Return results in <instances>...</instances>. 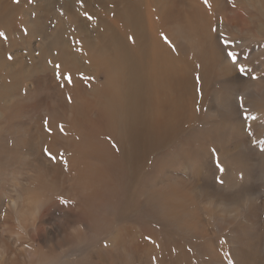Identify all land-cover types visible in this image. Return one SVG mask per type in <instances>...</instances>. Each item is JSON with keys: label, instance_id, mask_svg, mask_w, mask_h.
Wrapping results in <instances>:
<instances>
[{"label": "bare ground", "instance_id": "obj_1", "mask_svg": "<svg viewBox=\"0 0 264 264\" xmlns=\"http://www.w3.org/2000/svg\"><path fill=\"white\" fill-rule=\"evenodd\" d=\"M24 1L0 0V264H90L92 233L102 236L114 217L136 222L142 203L163 243L143 223L124 230L120 247L142 248L149 264H159L154 253L195 264L186 244L202 241L210 264L225 246L220 235L254 238L256 222L260 235L232 257L264 264V155L247 138L264 115V0H60L70 24L51 30L46 17L43 30L42 9L37 41L17 37L31 22ZM46 88L62 95L48 99ZM41 110L51 120L25 121ZM204 203L238 228L211 221Z\"/></svg>", "mask_w": 264, "mask_h": 264}, {"label": "rangeland", "instance_id": "obj_2", "mask_svg": "<svg viewBox=\"0 0 264 264\" xmlns=\"http://www.w3.org/2000/svg\"><path fill=\"white\" fill-rule=\"evenodd\" d=\"M34 1H35V4H34ZM46 1L47 0H28V1H24V8H25V10H26V12H25V15L26 16H28V18H29V20L27 19V17H26V19L30 22L29 24H27V25H25V27L24 28H28V31L27 32H25V34H21V35H19V36H17V35H15V33H13L11 36H12V38L14 39V40H17V38L15 39V37L17 36L18 37V40H23V38L26 40H28V39H31V40H33V41H37L36 39H40V35H39V33L41 32V27H40V25H38V23L37 22H43V21H41V20H36V17H38V15H41V13H39L38 14V12H41V10L43 11L42 12V15L41 16H43V17H45V22H44V25H43V30H45V31H47L48 29H46V25H45V23H47L46 22V17L47 18H49V20H47L48 21V24L49 25H51V26H53V27H51V30H54L55 28L54 27H56L57 25H58V23L60 22V21H63L64 19H65V21L63 22V24H64V27L65 28H67V25L68 24H70V21L68 20V18H67V14L65 13L66 12V9L64 8V7H62V3H61V1L60 0H57V1H55V6H51V8H50V12H48V9L46 8V7H44L45 6V3H46ZM37 2H38V4L40 5H38L37 6ZM32 5H35V6H33L32 7ZM61 5V6H60ZM29 6V7H28ZM31 7V8H30ZM38 9H37V8ZM41 7V8H40ZM43 7V8H42ZM62 7V8H61ZM36 8V9H35ZM40 10V11H39ZM37 13H36V12ZM77 11H79L78 9H77ZM29 12V13H28ZM44 13V14H43ZM48 13V14H47ZM83 13H85V12H83ZM83 13H80V11H79V15L80 14H83ZM45 14L47 15V16H45ZM49 15V16H48ZM13 16V14H11V17ZM30 16H31V18H30ZM51 18V19H50ZM15 20H16V22L15 23H17L16 25H14V26H18V27H22L20 24L22 23V21L24 20V16L22 17V19L20 20V24H19V19H18V14L16 13L15 14ZM51 20H52V23H51ZM56 20V21H55ZM55 21V22H54ZM34 23V24H33ZM35 25H38V26H36L35 27ZM14 26H12L11 25V27H14ZM44 26H45V28H44ZM47 27H49V26H47ZM23 28V29H24ZM0 30H1V28H0ZM35 30H37V31H35ZM70 30V29H69ZM49 31V30H48ZM32 32V35L31 34H29V33H31ZM33 32H35V33H33ZM37 33V35H38V37H36V34ZM41 34V33H40ZM24 35H25V37H24ZM28 35H31V36H29L28 37ZM33 36L35 37L34 39H33ZM32 37V38H31ZM219 88V91H223V90H221L222 88L221 87H218ZM46 90H50V89H48V88H46ZM225 90V89H224ZM48 93H49V95H48ZM47 93V95L48 96H50V98H48V99H55L58 95H62V93H60V94H55L54 93V91L53 90H50L49 92ZM47 96V97H48ZM33 100V98L32 99H30V102ZM63 104H66L65 102H62V105ZM50 106H53L54 105V103L51 101L50 102V104H49ZM42 111V112H41ZM41 111H38V113H40V114H38L37 113V111H36V113L35 114H37L35 117H34V112H31L30 114H29V116L31 115L32 116V118H31V116H30V119H29V117L27 116L25 119V121L27 122V120H28V123L30 122V120H35V122H38L39 120H43L44 122H48L49 120H51V119H47L48 117L49 118H52V116H50V114L49 113H47L48 111H46L45 110V112L43 113V111L44 110H41ZM45 114V113H47V114H49V116L47 117H45V116H43L42 117V115L43 114ZM51 113V112H50ZM34 114V115H33ZM42 114V115H41ZM46 114V115H47ZM41 115V116H40ZM260 116V114L258 115V117L256 118V120L253 122V121H250L249 122V124H248V132L250 133L249 135H247V138H248V140H250L251 141V148L253 149V150H257L256 152H257V154L258 155H264V151H262V149L264 148V115H263V118L262 117H259ZM42 117V118H41ZM39 118H41V119H39ZM38 120V121H37ZM45 120H47V121H45ZM260 127V128H259ZM250 128V129H249ZM259 128V130L258 131H256L257 129ZM263 129V130H262ZM256 131V132H255ZM260 133H261V135H260ZM252 134V135H251ZM256 134V135H255ZM258 135V136H257ZM260 135V136H259ZM254 138V139H253ZM249 144V143H248ZM254 144H255V146H254ZM258 146V147H257ZM248 147H249V145H248ZM248 147L245 149V150H247L248 149ZM252 149H251V151L250 152H252ZM260 149V150H259ZM182 152H183V147H182V145L181 146H179L178 148H176L174 151H173V153H174V155L175 154H177V155H175V156H173L172 157V169H173V171H175L177 174H181L182 172H183V168H182V165L181 164H183V162H181V157L180 156H182ZM260 152H261V154H260ZM176 158V159H175ZM177 158H179L178 160H177ZM175 160H177V161H175ZM198 160H200L199 158H197L196 159V161H195V163L196 164H198L199 163V161ZM175 161V162H174ZM198 162V163H197ZM179 165H178V164ZM176 165H178V166H176ZM178 172H177V171ZM161 171V172H160ZM160 173V174H159ZM206 173H207V171H206ZM158 174H159V177H158ZM165 171L164 170H162V169H159V168H157L156 170H155V172H152V176H154V178L156 177V179L157 178H159V179H157V181H159V180H161V179H164L165 178ZM239 175V176H238ZM237 176L240 178V180L239 181H236L233 185H237V184H240V183H242L243 182V179H242V177L243 176H246V174H243V172L241 173V174H238ZM264 173H262L261 174V176H260V182H259V186L261 187V190H262V192H264ZM264 194V193H263ZM146 203H142L141 204V207H140V210H138V213H137V215H136V217H135V219H137V221L136 222H132V221H125V222H123V223H119L116 219H115V217L111 220V221H113V226H112V224H108V222L106 223V225L104 224V226L102 227V230H104L103 231V234H102V236H99V235H97V233L96 232H94V233H92L93 235H95V236H93L92 237V235H91V243H92V255H91V257H90V260H89V263L90 264H149V259L147 258V257H145L144 256V254H142V248H140V249H136V247L135 246H131L130 247V249H128V248H125V247H120V241L122 240V239H125V235H126V233H125V229L126 228H132V229H136L137 228V226L139 227V225L140 224H143V223H145V224H150V226H151V228L153 229V231H154V234H155V236H156V238H158L159 239V241L161 242V245H162V243H163V237H164V231H163V228L161 227V225L159 224V222H158V220H157V218H154V217H152V216H148V214L151 212L152 213V215H155L154 214V212H153V209H152V207L151 206H149L148 204H146ZM205 204V203H204ZM205 209L204 210H201V211H203V213L211 220V221H217L221 226H224V227H227L229 230H231V229H237L238 227H237V223L236 224H234V222L232 221L231 222V219L229 220L228 218H227V215L226 214H224V212H223V214H224V216H223V214H222V211L218 208H213L212 206H210V205H206L205 204ZM209 208V209H208ZM217 209V210H216ZM141 212V213H140ZM222 214V215H221ZM221 215V216H220ZM140 216V217H139ZM146 216V217H145ZM222 220V221H221ZM258 225V226H257ZM121 226V227H120ZM108 227V228H107ZM123 227V228H122ZM257 228V229H256ZM123 231H122V230ZM175 228H173V227H170L169 229H168V231H169V233L170 234H172L173 233V230H174ZM258 229H260V223L259 222H256V223H254V224H252V230L254 231L255 230V233L253 234V236H254V238H252V236L250 237V236H246L245 237V235L244 236H241V235H237V234H232V239L230 238V236L228 235V237H223V236H219L218 237V241H219V246H220V244H223V245H225L224 247H222V246H220V247H222L221 248V250L219 251V254L218 255H220V257H218L217 258V260L216 261H211V263L210 264H238V262H236L235 260H234V258L232 257V253L233 252H235V253H237L238 254V252L241 250V249H245V248H248V245H247V243L249 242V243H251L252 244V242L254 241V240H256V238L260 235V233L258 234L257 232V230ZM109 230V231H108ZM176 230V229H175ZM120 231V232H119ZM119 232V233H118ZM106 233V234H105ZM118 234H120L119 236H121V237H119V236H117ZM117 236V237H116ZM256 236V237H255ZM95 237V238H94ZM99 237V238H98ZM177 237L178 238H180V236L179 235H177ZM249 237V238H248ZM252 238V239H251ZM261 238H262V242H264V232H263V234L261 235ZM60 240H61V238H59ZM98 239H100V243L98 244H96L95 243V241L96 240H98ZM102 239V240H101ZM126 239H127V235H126ZM125 239V240H126ZM161 239V240H160ZM128 240V239H127ZM230 240V241H229ZM93 241V242H92ZM227 242V243H226ZM119 245H118V244ZM199 243L200 242H197L195 245H193V244H190V243H187L186 244V246H187V249L189 250V252H190V254H192V257H193V260L194 261H196V263L195 264H206V263H204L206 260H209V257H208V255H207V253H208V251H207V249H206V244H205V241H202L201 243V245L204 247V248H201L200 247V245H199ZM110 244V245H109ZM127 244H130V241H128L127 243H126V245ZM189 244V245H188ZM104 245H105V247H104ZM193 245V246H192ZM112 246V247H111ZM129 246V245H128ZM191 246V247H190ZM96 247H98V248H96ZM108 247H110V248H108ZM192 247H194V248H192ZM104 248H105V250H104ZM115 249V251L116 252H114V249ZM123 248V249H122ZM131 248H133V249H131ZM161 248H162V246H161ZM160 248V249H161ZM199 248V249H198ZM100 249V251H102L105 255L101 258V259H99L98 258V254L96 253L95 254V252L97 251V250H99ZM122 251H121V250ZM127 249H128V251H127ZM194 249V250H193ZM201 249V250H200ZM96 250V251H95ZM108 250V252H106ZM113 250V251H112ZM121 251V253H120V251ZM134 250V251H133ZM197 250H198V252H197ZM199 250L201 251L200 253H199ZM126 253H125V252ZM136 251V252H135ZM194 251V252H193ZM106 252V253H105ZM112 252H114L115 254H117V253H119V254H117V255H115L114 253L112 254ZM129 252V253H128ZM109 253V254H108ZM130 253H134V254H132V256L130 255ZM136 253V254H135ZM205 253V254H204ZM195 254V255H194ZM197 254V255H196ZM204 254V255H203ZM107 255V256H106ZM111 255V256H110ZM119 255V256H118ZM122 255V256H121ZM161 255H162V253H161ZM174 255V256H173ZM121 256V257H120ZM124 256H127V257H124ZM128 256H131L130 258L128 257ZM135 258H134V257ZM173 258H172V257ZM96 257V258H95ZM158 258V256H157V254L156 253H154V255L152 254L151 255V259H152V261H154V259H155V261L156 262H158L159 264L161 263L160 261H159V259L157 260V258ZM162 257L164 258V261H163V263H161V264H178V262H177V259H175V257H176V255L175 254H168V255H162ZM78 258V259H77ZM110 258V259H109ZM124 260H123V259ZM131 261H130V260ZM175 259V260H174ZM199 261H198V260ZM205 259V260H204ZM102 260V261H101ZM146 260V261H145ZM202 260V261H201ZM75 263H74V262ZM73 261H72V263L71 264H83L84 262L82 261V259L81 258H79V257H75L74 259H73ZM78 261V263H76ZM92 261V262H91ZM135 261H136V263H135ZM198 261V262H197ZM203 262V263H201V262ZM113 262V263H112ZM121 262V263H120ZM174 262V263H173Z\"/></svg>", "mask_w": 264, "mask_h": 264}, {"label": "snow or ice", "instance_id": "obj_3", "mask_svg": "<svg viewBox=\"0 0 264 264\" xmlns=\"http://www.w3.org/2000/svg\"><path fill=\"white\" fill-rule=\"evenodd\" d=\"M16 2L19 3V0H16ZM204 2H205V4H208V0H204ZM0 37H4V38H6L5 33L0 32ZM163 38H164L165 42L168 43V44L173 48V50L175 51V45L172 44V42L168 39V37H167V36H164ZM228 56L232 59L233 63L235 64L236 61H237V54H236L235 52H229V53H228ZM9 58H11V57H9ZM57 67H59V66H57ZM239 71H240L241 73H243V72L246 71V69L244 68L243 65H239ZM69 79H70V77H69ZM197 79H198V78H197ZM70 99H71V98H69V100H70ZM240 99H241V101L243 100L242 97H241ZM253 119H255V117H253ZM49 156H50L51 159L55 160V157H51V154H50V153H49ZM217 164H218L219 170H220L221 172H223V171H224V168H223L222 165L219 164V160H218V159H217ZM220 182L223 183L222 180H221ZM60 199H61V202H62L63 204H65V205H67V204L69 203V201L64 200L62 197H61Z\"/></svg>", "mask_w": 264, "mask_h": 264}]
</instances>
